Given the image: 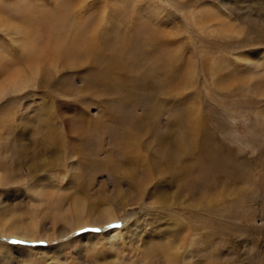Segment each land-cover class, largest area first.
Masks as SVG:
<instances>
[{
    "label": "rangeland",
    "instance_id": "1",
    "mask_svg": "<svg viewBox=\"0 0 264 264\" xmlns=\"http://www.w3.org/2000/svg\"><path fill=\"white\" fill-rule=\"evenodd\" d=\"M3 86L0 223L36 214L50 229L53 208L78 194L126 199L123 175L136 159L124 157L126 142L156 173L167 150L183 148L162 179L173 194L186 167L214 155L203 191L214 185L217 215L187 233L180 264H264V0H0ZM6 137L21 138L26 156L15 159ZM8 168L25 182L5 185ZM128 203L111 225L2 235L0 264H147L136 254L153 236L132 225L149 205ZM123 229L126 241L109 234Z\"/></svg>",
    "mask_w": 264,
    "mask_h": 264
},
{
    "label": "bare ground",
    "instance_id": "2",
    "mask_svg": "<svg viewBox=\"0 0 264 264\" xmlns=\"http://www.w3.org/2000/svg\"><path fill=\"white\" fill-rule=\"evenodd\" d=\"M34 77L35 75L33 73L29 74V78L24 74L23 76L16 78L14 81L8 82L5 86L7 88V86L12 85L14 89H16V87L19 89L26 84L27 80L29 81ZM4 88V86L1 87L0 92L3 91ZM6 139L10 146L14 148L15 153L18 154V156H15V159L18 160L19 157L26 156L23 145H20L22 143L21 138H18V141L7 137ZM124 146V157L128 156V158H133V156H136V159H131L123 175V183L127 186L125 191L126 199L121 198L124 197L122 196L124 193L119 191L115 194L112 191L107 195H101L100 193L101 196L105 197H102L103 199L98 202H87L88 200H86L85 195L78 194L69 201L68 206H60V209H58V207L53 208L51 215L48 216L51 220V226H49L50 229H45V222H40V217L33 214L28 219H6L5 223H0V237L2 235H18L31 240L36 238L68 235V233L74 232L87 225H91L94 228L106 224L111 225L126 214L125 206L128 202L130 204H140L141 202L144 204V202H146V204L149 205V211L147 212L149 213L148 216L143 215L145 219L142 222L140 219H136L132 227L141 225V232H148V234L153 237L149 242H146L150 244H142L137 251L136 257L145 260L147 264H180V250L187 243V241L184 240L187 237V233L190 232L192 235V232L199 231L203 224L208 222V225L210 223H212L211 225H214L216 222L215 216L217 215V207L215 204L216 198L214 197V185H209L210 194H213L212 197L210 194L203 191L205 188L204 180L208 175L207 173L213 168L212 165L215 163L216 159L214 158V155H211L209 158L202 157L199 166H197L195 170L186 167L182 171V178L180 182L178 181L179 184L175 193H173L175 194L173 196L171 193L172 182H168L167 178L162 179V176L163 174L165 175L166 173H169L171 170L178 169V164L182 159V154H184L185 150L183 148L174 149L173 152L167 150L168 153L165 156L163 155L165 165L162 166L160 173H156L155 170L148 165L149 163L144 159L145 157H139L137 153L134 152L136 149L134 146L131 148L128 145V142H126ZM125 150H127V152H125ZM131 154H133V156H130ZM18 166L19 169H21L19 163ZM38 167H40V163L33 162L31 165V171H35ZM14 169H18L17 165ZM14 169L8 168V175L6 178H3L5 179V185L22 183L27 178V176L25 177L26 174L23 175V179L21 177L22 175L14 173ZM12 174H14L13 177ZM50 174L53 178H56L58 182H63L67 178V176H61V174ZM161 181H163V183ZM186 195L188 198H198L199 201L191 206L184 205L185 203L182 202L183 200L180 201V198L182 196L185 197ZM173 197L174 199L172 201ZM206 198H208V201ZM177 200L179 201L178 203L174 202ZM201 201L208 204V206H206V212L211 214L208 219H205L204 214L202 215L200 213L205 210L203 208L205 207L204 203ZM118 206H122V209H118ZM0 213H3V211L0 210ZM197 213L202 216H199ZM59 220L63 221V227L58 232L56 227ZM214 228H212L211 231H213ZM124 232H126V230L123 229L110 232L109 234L111 237L115 236L118 240L126 241ZM96 235L101 236L105 234L99 233ZM135 235H137L135 232H131L128 239L132 241ZM215 236L216 235L212 233L207 238L208 240H214L216 238ZM2 246L3 245L1 244L0 249H2ZM215 254L216 253L213 252L214 256Z\"/></svg>",
    "mask_w": 264,
    "mask_h": 264
}]
</instances>
